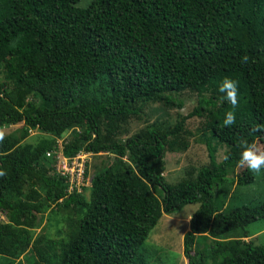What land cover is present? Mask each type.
Segmentation results:
<instances>
[{
    "label": "trees",
    "instance_id": "1",
    "mask_svg": "<svg viewBox=\"0 0 264 264\" xmlns=\"http://www.w3.org/2000/svg\"><path fill=\"white\" fill-rule=\"evenodd\" d=\"M61 1L0 0V129L23 126L21 135L0 142L5 264L28 247L49 206L70 209L74 217L47 252L32 248L29 264H147L142 247L149 232L162 215L188 204L197 208L182 237L186 264H264V244L244 240L247 227L264 220V199L225 213L215 208L224 185L253 179L250 170L230 177L241 140L264 139V0H88L69 22ZM226 78L237 82L235 109L219 92ZM183 92L196 96L189 113L118 140L143 103L181 109ZM230 111L236 123L225 127ZM204 114L207 165L167 184L157 166L171 137L187 119ZM75 127L63 156L111 157L90 178L87 197L83 187L69 191L68 178L45 157L54 140ZM28 131L48 138L22 142ZM212 140L226 147L220 161Z\"/></svg>",
    "mask_w": 264,
    "mask_h": 264
},
{
    "label": "rangeland",
    "instance_id": "2",
    "mask_svg": "<svg viewBox=\"0 0 264 264\" xmlns=\"http://www.w3.org/2000/svg\"><path fill=\"white\" fill-rule=\"evenodd\" d=\"M87 3L88 0H62L59 6L63 21L69 22L78 18L83 13ZM3 81L4 75L0 70V83ZM207 95L209 94L207 93ZM179 96L182 100L181 109L165 107L162 103L154 100L143 103L137 116L131 117L121 126L118 140L123 141L148 125L161 121L173 122L178 116L189 113L196 103L195 94L183 92ZM241 113V110L237 111V114ZM205 117L204 114L202 117L187 119L182 130L175 137H171L169 149L166 150L162 158V165L157 166V171L163 176L167 184L173 185L187 177H193L199 168L207 165L208 159L204 144V136H207ZM22 129L23 126L18 124L3 127L0 130L4 131V136L13 134L18 137L21 135ZM77 131L78 128L75 127L62 133L59 138L54 140V149L45 154V157L55 161V164L53 163L55 171L59 170L63 173L64 170L68 174V180L72 181L71 183L74 185H79L76 188L77 191L83 187L82 194L87 197L90 178L94 173L101 171L110 164L111 157L105 153L96 155L78 153L71 157L63 156V146ZM41 138H48V136L35 131H28L27 137L22 142L34 145ZM249 143H255L258 147L264 148V139L249 141ZM212 144L216 149V161H220L226 152V147L214 140H212ZM62 158H71V161ZM44 167L43 171L47 169L48 174L52 173L48 166ZM246 170L249 169L241 168L238 165L230 173V177ZM251 172L253 179L247 185H224L216 192L215 208L218 212L225 213L238 205H253L264 199V169L259 173ZM152 192L157 198L160 197L159 189L152 188ZM196 208V204H188L174 215L161 216L149 232L142 247L147 264H186V259L182 255V237L189 230V219ZM73 217L74 213L70 209L66 211L59 207L49 206L43 214L38 216L36 226L31 231L32 239L28 247L11 264H29L28 260L30 256H33V247H40L43 252H47L52 241L63 237L66 230L65 220L73 219ZM5 220V215H0V222H5ZM247 231L249 236L244 239L245 241L254 245L264 244V220L251 223L247 227ZM198 249V246L193 247L191 253H196ZM5 262L6 260L0 257V264H5Z\"/></svg>",
    "mask_w": 264,
    "mask_h": 264
},
{
    "label": "clouds",
    "instance_id": "3",
    "mask_svg": "<svg viewBox=\"0 0 264 264\" xmlns=\"http://www.w3.org/2000/svg\"><path fill=\"white\" fill-rule=\"evenodd\" d=\"M249 57L245 55L242 59L243 63H247ZM219 92L223 93L222 99L227 100L235 109L238 107V86L237 82L230 79H224L219 87ZM236 123L235 113L230 111L226 114L224 119L225 127H231ZM258 130V129H256ZM4 140V131L0 130V142ZM241 147L243 151L239 160L241 168L246 167L250 171L259 173L264 169V148L258 147L255 143L250 144L247 140H241ZM4 171H0V177L5 176Z\"/></svg>",
    "mask_w": 264,
    "mask_h": 264
},
{
    "label": "built area",
    "instance_id": "4",
    "mask_svg": "<svg viewBox=\"0 0 264 264\" xmlns=\"http://www.w3.org/2000/svg\"><path fill=\"white\" fill-rule=\"evenodd\" d=\"M62 159H65L66 161H71V158H62ZM56 172L59 173L60 175L66 176L68 178V174L64 170H63V173L60 172L59 170H57ZM71 182L72 181H69V184H70L69 189H68L69 191L72 190V188L76 189L77 186H79V185H74V183H71Z\"/></svg>",
    "mask_w": 264,
    "mask_h": 264
}]
</instances>
